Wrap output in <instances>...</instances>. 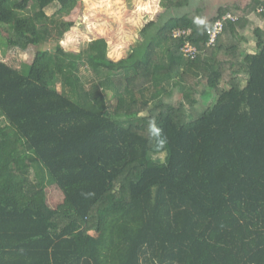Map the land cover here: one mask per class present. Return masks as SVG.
Wrapping results in <instances>:
<instances>
[{"label": "trees", "instance_id": "trees-1", "mask_svg": "<svg viewBox=\"0 0 264 264\" xmlns=\"http://www.w3.org/2000/svg\"><path fill=\"white\" fill-rule=\"evenodd\" d=\"M73 1L0 0L4 55L54 44L0 61V264H264V1L165 0L118 62L60 47Z\"/></svg>", "mask_w": 264, "mask_h": 264}, {"label": "rangeland", "instance_id": "rangeland-1", "mask_svg": "<svg viewBox=\"0 0 264 264\" xmlns=\"http://www.w3.org/2000/svg\"><path fill=\"white\" fill-rule=\"evenodd\" d=\"M239 1L247 4L250 0ZM163 2L165 0H74L69 14L62 19V25L68 28V31L60 47L80 53L85 61L87 53L95 54L98 48L107 51L108 57L115 62L126 59L132 53V49L140 43L139 32L148 23L157 20L163 11ZM205 9L208 10L206 4ZM46 12L48 15H53L55 9H48ZM206 15L205 10L200 15L196 12L191 14L197 21L202 20ZM253 19L257 24L260 23L255 16ZM3 36L9 35L4 31ZM251 36L252 32L248 33L247 37ZM53 45L52 43L50 46L39 47L38 44H31L27 51L11 48L5 55L0 50V61L16 63L24 69L33 62L39 49L50 48ZM87 69V66L83 65L81 73L85 74ZM40 78L42 77L39 76ZM57 87L60 93H66L63 80L58 81ZM206 91L207 89L202 88L199 93L192 96L198 102V107L204 102L203 94ZM106 97L110 99L111 94L108 93ZM180 99H182L181 94L175 87L170 100L178 102ZM157 157L164 161L165 154ZM47 196L50 207L56 209L61 203L62 193L54 187L48 189Z\"/></svg>", "mask_w": 264, "mask_h": 264}, {"label": "built area", "instance_id": "built-area-1", "mask_svg": "<svg viewBox=\"0 0 264 264\" xmlns=\"http://www.w3.org/2000/svg\"><path fill=\"white\" fill-rule=\"evenodd\" d=\"M264 1V0H263ZM264 12V8L261 7L258 10V13ZM236 22L238 21L237 16L232 14H226L222 19L218 20L215 24L214 30L210 32V40L208 43V47L213 46L216 43V40L219 34L223 31L226 22ZM190 33L189 31H187ZM181 34H186L185 31H175V35L180 36ZM183 53L186 57H190V59L196 58L197 49L190 44H186L183 48Z\"/></svg>", "mask_w": 264, "mask_h": 264}, {"label": "crops", "instance_id": "crops-1", "mask_svg": "<svg viewBox=\"0 0 264 264\" xmlns=\"http://www.w3.org/2000/svg\"><path fill=\"white\" fill-rule=\"evenodd\" d=\"M228 1H231V2H234V3H237V4H245L246 2H241V1H239V0H228ZM252 18V20H254L253 18L254 17H251ZM255 22V21H254ZM256 23V22H255ZM253 27H248L242 34L245 36V37H247L248 36V33L249 34H251V32H252V36H253ZM249 31H251V32H249ZM252 36L251 37H248V38H250V40H249V45L250 46H253L254 45V42H253V40H252ZM251 52V51H250Z\"/></svg>", "mask_w": 264, "mask_h": 264}]
</instances>
